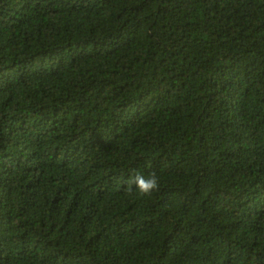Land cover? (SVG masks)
Listing matches in <instances>:
<instances>
[{"label":"trees","instance_id":"trees-1","mask_svg":"<svg viewBox=\"0 0 264 264\" xmlns=\"http://www.w3.org/2000/svg\"><path fill=\"white\" fill-rule=\"evenodd\" d=\"M0 264H264V0H0Z\"/></svg>","mask_w":264,"mask_h":264},{"label":"clouds","instance_id":"clouds-1","mask_svg":"<svg viewBox=\"0 0 264 264\" xmlns=\"http://www.w3.org/2000/svg\"><path fill=\"white\" fill-rule=\"evenodd\" d=\"M129 186L135 185L140 194L148 195L159 187V178L155 172L145 175L135 171L128 180Z\"/></svg>","mask_w":264,"mask_h":264}]
</instances>
